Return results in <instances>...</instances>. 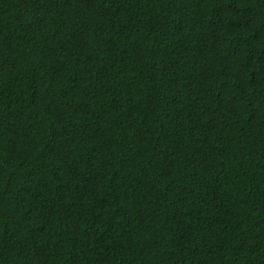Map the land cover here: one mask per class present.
Instances as JSON below:
<instances>
[{"label":"trees","instance_id":"1","mask_svg":"<svg viewBox=\"0 0 264 264\" xmlns=\"http://www.w3.org/2000/svg\"><path fill=\"white\" fill-rule=\"evenodd\" d=\"M0 264H264V0H0Z\"/></svg>","mask_w":264,"mask_h":264}]
</instances>
